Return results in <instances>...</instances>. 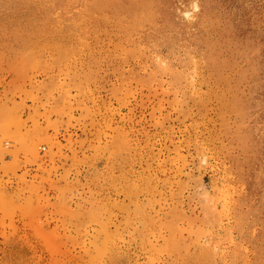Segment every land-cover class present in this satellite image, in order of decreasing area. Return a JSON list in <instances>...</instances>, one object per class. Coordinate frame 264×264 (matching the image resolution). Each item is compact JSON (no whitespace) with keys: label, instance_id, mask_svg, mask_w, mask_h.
<instances>
[{"label":"rangeland","instance_id":"374dc122","mask_svg":"<svg viewBox=\"0 0 264 264\" xmlns=\"http://www.w3.org/2000/svg\"><path fill=\"white\" fill-rule=\"evenodd\" d=\"M176 5L162 56L220 38L230 83L181 95L130 80L143 63L110 25L71 22L52 0H0V264H264V0ZM229 180L236 209L211 207Z\"/></svg>","mask_w":264,"mask_h":264},{"label":"bare ground","instance_id":"6f19581e","mask_svg":"<svg viewBox=\"0 0 264 264\" xmlns=\"http://www.w3.org/2000/svg\"><path fill=\"white\" fill-rule=\"evenodd\" d=\"M52 1L55 4H62L61 7L66 8V10H62V13L60 14L63 15L62 18L65 17L66 19H69L71 22L86 23V24L89 23L93 26H98L100 24H103L105 30H107L108 25H110V29L113 32V34L118 35V38L121 40V45H122V46L120 45L121 49L127 55L134 56L137 59L141 58L140 62L143 63L141 75L138 74V70L137 71L129 70V74L126 77H128L130 80L137 78L138 81L147 83L148 85L160 86V87L167 85V87H173L175 88V90H180L181 95L187 93L186 91H188L189 94L194 95L195 91L193 90V88H195L197 84L203 82L205 83L210 81H213L214 83L231 82L229 80V77L222 71V66H224V64H226L227 62H226V58L222 56V53L217 46L218 41H221L220 38H211L206 33H203L202 37L200 36L196 37L192 35V37H190L191 42L187 43L186 41L184 42L182 41V44L184 46L182 55L177 54L176 51L174 52V47H173L174 45H172V47L171 48L169 47L168 49L169 54L162 56L159 50V43L166 41L167 38L162 35L164 34V32L161 29H163V27L166 26H171L175 29L179 26H182L181 19L183 20L182 18L183 16L180 17L179 12L177 11V5H176L177 0H52ZM77 2L81 4H77ZM199 6L200 5L198 4V2L196 1L192 2V8L195 9V11L196 9L199 8ZM182 13L186 18H189L190 10L184 9ZM201 14L203 15V17L207 16V9L202 4H201ZM173 32L174 31H172V33ZM171 42H173V40ZM164 45H167V43ZM175 45L177 44L175 43ZM165 48L167 49V47ZM165 48L163 49L165 50ZM245 58H248L247 55L245 56ZM174 61H178V63L175 64ZM184 88H186L187 90H185ZM174 104L183 115H186L187 110H184L180 105L178 91H174ZM239 139L240 141L242 140L241 138ZM43 140L47 141L50 144V148H52L53 142L50 139H43ZM215 140L217 139L215 138ZM169 145L173 149L172 156L169 157V162H170L169 165L171 166V164H174L176 169L175 171H177L178 173V171H182L184 169V166L187 164L186 159L183 157L181 153V148L183 146L182 141L177 142L171 139ZM214 146L217 145L214 144ZM34 147L35 144L33 142H27L26 148H24L23 150L33 155L35 149ZM209 148L207 149L209 150ZM162 149H164V147L160 146L158 148V151H161ZM200 149L203 150L204 148L200 147ZM152 163L154 164L155 162L152 161ZM164 163H165L164 160L161 159L160 162V159H158V161L156 159L157 169L159 170V168H163L164 170L165 167ZM170 169L172 168L170 167ZM231 178L232 177L230 176V178H227L226 180ZM146 179L148 180L149 178L147 177ZM233 189H234L233 181L231 180H229V182L221 184L220 187L216 188V194L214 198L212 199L210 197V199L213 200V204L210 206L212 207L214 205L215 209L217 206H219L221 210H229V209L235 210L237 207L236 205L237 199L234 198ZM207 201L208 200H206V202ZM152 205L153 204L151 201V197L150 195H148V198H146L144 202V207H151Z\"/></svg>","mask_w":264,"mask_h":264},{"label":"built area","instance_id":"2783aa9c","mask_svg":"<svg viewBox=\"0 0 264 264\" xmlns=\"http://www.w3.org/2000/svg\"><path fill=\"white\" fill-rule=\"evenodd\" d=\"M46 145L42 144L38 146L39 152L43 153L45 151Z\"/></svg>","mask_w":264,"mask_h":264}]
</instances>
